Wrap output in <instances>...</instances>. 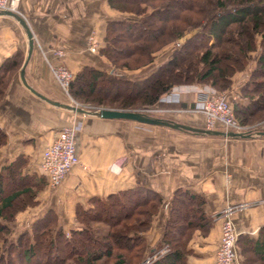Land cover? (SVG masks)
<instances>
[{
    "label": "crops",
    "instance_id": "obj_1",
    "mask_svg": "<svg viewBox=\"0 0 264 264\" xmlns=\"http://www.w3.org/2000/svg\"><path fill=\"white\" fill-rule=\"evenodd\" d=\"M19 9L35 37L25 76L37 91L70 103L48 59L65 64L72 72L84 65L111 69L104 55L88 49L90 42L103 44L109 19L128 15L111 7L108 0H20ZM28 48L25 27L15 16L0 13V65L16 53L22 60L17 68L8 71L0 99V126L7 132V141L0 146V166L22 155L27 159L24 170L43 173V149L63 126L75 120L81 121L76 135L80 161L59 186L52 187L47 181L38 192L37 204L16 215L17 222L29 220L28 225L15 227L20 231L30 227L36 217L53 208L61 224L70 229L75 225L77 203L88 206L93 195H106L138 182L162 198L150 228L144 233L148 250L158 242L170 211L171 197L178 188L201 195L204 212L211 217L205 233L196 228L188 239L186 248L191 251L186 264L213 263L221 232L220 215L229 205L244 204L230 214L238 237H257L264 228V135L233 137L197 133L55 105L33 92L22 80L21 68ZM59 49L63 50L62 55ZM253 64L233 75L231 85L223 91L230 99L246 101L240 96V88ZM175 97L162 100L172 106L165 117L206 127L203 115L188 112L197 99L196 91L178 90ZM252 125L264 129V120ZM213 128L225 129L221 124ZM236 243L238 264H243L238 238Z\"/></svg>",
    "mask_w": 264,
    "mask_h": 264
},
{
    "label": "trees",
    "instance_id": "obj_2",
    "mask_svg": "<svg viewBox=\"0 0 264 264\" xmlns=\"http://www.w3.org/2000/svg\"><path fill=\"white\" fill-rule=\"evenodd\" d=\"M128 15L109 19L99 54L111 69L84 65L70 82L75 98L97 106L134 109L156 107L161 95L178 83L210 84L226 90L237 71L254 63L240 88L245 102L230 99L242 124L264 119V0H108ZM180 5L171 9V5ZM198 27L171 56L150 73L122 77L120 69H137L151 62L164 44ZM22 60L18 53L0 65V99L8 71ZM98 83L101 85H98ZM7 132L0 126V146ZM27 159L18 156L0 166V264H137L146 251H167L151 264H186V248L194 229H209L211 217L201 195L178 188L171 197L157 244L147 248L144 233L162 202L155 190L141 183L106 195H93L88 206L75 205L74 227L66 229L58 212L49 208L30 227L12 237L16 215L37 204L47 181L44 173L24 170ZM243 264H264V228L257 237H238ZM137 258V260H133Z\"/></svg>",
    "mask_w": 264,
    "mask_h": 264
},
{
    "label": "built area",
    "instance_id": "obj_3",
    "mask_svg": "<svg viewBox=\"0 0 264 264\" xmlns=\"http://www.w3.org/2000/svg\"><path fill=\"white\" fill-rule=\"evenodd\" d=\"M19 4L20 0H0V10L6 9L21 13ZM88 49L91 52H95L96 44L90 42ZM58 53L62 55L63 50L59 49ZM48 62L62 89L71 96L69 86L73 78V72L63 63H54L50 59H48ZM183 89H192L197 92L195 104L190 109L204 115L206 127H214L216 124H221L225 129L234 131H253L258 128L256 125H247L239 122L234 115L231 104L226 98V94L207 84L174 85L165 94L166 99H176L175 93ZM74 104L82 106L77 101H74ZM80 128V120L66 124L61 128L54 140L43 149L41 170L47 175L48 184L52 187L59 186L74 165L80 161L76 150V135ZM243 206L244 204L229 205L222 211L220 215V238L212 264H238L236 246L238 230L230 214L234 209H241ZM167 249L168 247L166 245L162 246L158 250L146 255L139 264H151L154 259L167 251Z\"/></svg>",
    "mask_w": 264,
    "mask_h": 264
},
{
    "label": "water",
    "instance_id": "obj_4",
    "mask_svg": "<svg viewBox=\"0 0 264 264\" xmlns=\"http://www.w3.org/2000/svg\"><path fill=\"white\" fill-rule=\"evenodd\" d=\"M0 13L4 14H10L15 16L21 24L25 27L28 38H29V48H28V55L23 63V66L21 68V77L23 82L36 94L44 98L45 100L59 106H63L69 109H72L76 112H91L93 114H96L101 117H109V118H126V119H132L143 123H149V124H156V125H164L169 126L172 128H177L181 130L191 131V132H197V133H207V134H220L224 136H233V137H249L252 135H264V129H255L253 131H234L231 129H217L213 127H200V126H194L191 124L179 122L167 117L154 115L151 113L146 112L143 109H120V108H113V107H96L92 109L85 108L83 106H77L72 103L67 102H61L55 99H52L45 94H42L41 92L37 91L35 88H33L29 82L27 81V78L25 76V65L27 64L31 53L34 48L35 43V37L33 30L28 23L25 16L19 12H15L13 10H0Z\"/></svg>",
    "mask_w": 264,
    "mask_h": 264
},
{
    "label": "rangeland",
    "instance_id": "obj_5",
    "mask_svg": "<svg viewBox=\"0 0 264 264\" xmlns=\"http://www.w3.org/2000/svg\"><path fill=\"white\" fill-rule=\"evenodd\" d=\"M179 6L180 5H177V3L176 4H173V5H171V9L175 10ZM197 29H198V27L190 28V30L186 31L182 36L178 37L176 40H172V41L164 44L159 50H157L155 52L154 58H153V60L151 62H148V63H146V64L138 67L137 69H126V68H124V69H122V70L119 71V75L122 76V77H133V78H137L139 76L144 75L145 73H147V74L150 73L151 70H154L155 69V66H156L155 64L157 62H159V63L164 62V61H166L171 56L172 51L176 47V43H177L176 41L182 43L186 38L190 37L195 31H197ZM100 46H102V45H96V51L95 52H98L99 51ZM110 65H113V64L110 63ZM179 84H187V83H178L176 85H179ZM98 85H100V84L98 83ZM207 85H210V84H207ZM169 91L164 92L161 95V97H160V99L158 101V106H156V107L155 106L154 107H149V106H145L144 105V106H141V107L139 106V107L134 108V109H143V110H145L148 113L165 117L167 115V112H169L168 110L172 108L171 104L168 101L162 102V100H167L165 94L168 93ZM221 92H223V91L221 90ZM66 95H67L68 99L70 100L69 102L72 103V104H74V101H77L80 105H82L83 107L88 108V109H92V108H96V107H101V106H97V105H95V104H93L91 102H87V101L85 102V101H82V100H79V99H75L72 95L69 96L67 93H66ZM226 98L229 100V96L226 95ZM193 106H191L190 108H192ZM102 107H107V106H102ZM148 109H150V110H148ZM188 112L189 113H193V114H201V115H203L202 113H200L198 111H192L191 110V111H188ZM203 117H204V115H203ZM256 123H258V122H254V124H256ZM252 124L253 123H250V124H247V125H252ZM205 126H206V122H205ZM17 221L18 220H15V222L13 223L14 226H13V230H12V233H11V236L12 237H17L18 232H20V229L18 227H15L16 225H18V226H23L24 224L25 225L26 224L28 225V222H29V220L27 222H26V220H24V221L23 220H19L21 223H19ZM21 224H23V225H21ZM26 228H24V229H26ZM24 229H22V230H24ZM144 254L145 255H143L142 259L144 257H146V255H148V252L146 251V253H144ZM133 260H137V262H138V259L137 258H135ZM137 264H139V262Z\"/></svg>",
    "mask_w": 264,
    "mask_h": 264
}]
</instances>
